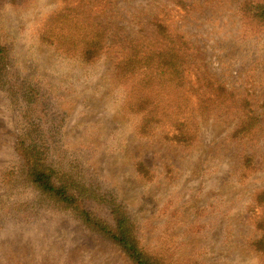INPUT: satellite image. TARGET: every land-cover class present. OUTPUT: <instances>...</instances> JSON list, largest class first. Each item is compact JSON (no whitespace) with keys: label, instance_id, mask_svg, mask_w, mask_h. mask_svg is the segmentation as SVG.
<instances>
[{"label":"rangeland","instance_id":"rangeland-1","mask_svg":"<svg viewBox=\"0 0 264 264\" xmlns=\"http://www.w3.org/2000/svg\"><path fill=\"white\" fill-rule=\"evenodd\" d=\"M263 1L109 0L100 8L95 20L111 44L174 39L186 49L182 98L173 90L167 98L160 77L139 63L116 67L107 52L85 62L40 44L39 26L61 0L0 4V264H132L69 211L37 204L39 193L18 178L20 138L29 143L33 129L55 179L90 174L96 190L81 189L84 205L111 225L97 202V193L110 195L129 213L142 250L163 264H264L255 244L264 237V24L247 15ZM28 87L47 105L43 121L57 126L50 142L48 124L28 125L39 115L27 112ZM253 117L258 123L243 132Z\"/></svg>","mask_w":264,"mask_h":264},{"label":"trees","instance_id":"trees-1","mask_svg":"<svg viewBox=\"0 0 264 264\" xmlns=\"http://www.w3.org/2000/svg\"><path fill=\"white\" fill-rule=\"evenodd\" d=\"M26 0H0V4L7 5V7L19 5ZM109 0H61L60 7L53 11L40 24L38 30V41L42 45L54 47L57 51L64 55H71L78 57L85 62H91L97 59L103 53H112L113 59L116 62V67L120 63L122 66H127V62L139 63L135 65L137 68H144L145 74L149 71L154 72L163 82V92L167 98H170V93L176 91L175 95L179 98L184 97V81L190 83L188 79L189 72H187V55L186 49H179L174 39H168L165 43H156L155 45L147 44L144 40H140V45L128 43V47H120V41L117 43H110L112 33L108 29H102L101 25L95 20V17L100 14V8L107 5ZM248 17L259 24H264V1L259 2L253 8L249 9ZM168 29V27H167ZM114 37H118V33H113ZM162 36V35H161ZM158 40V37L155 38ZM174 40V41H173ZM176 42V41H175ZM180 44V43H178ZM170 45H175L170 47ZM121 51L115 53L114 50ZM125 49V52L123 51ZM118 54V55H117ZM6 55L7 48L0 45V88L4 89L6 86ZM142 61V62H141ZM141 62V63H140ZM138 73V72H137ZM132 71L131 74H137ZM171 74V80H167L166 76ZM140 76V74L138 73ZM176 77L179 82L173 81ZM198 77H205V75H198ZM212 84V91L215 92L219 88L215 87V83L209 80ZM173 84V86H172ZM11 92L14 93V82L10 84ZM189 86L193 89L192 85ZM205 87V86H204ZM28 87L24 91V96L28 98L26 105L27 112H39L33 121L29 122V127L39 124L47 116V105L39 100L37 103V94ZM174 88V89H172ZM171 89V90H170ZM195 89V88H194ZM204 91L207 88H203ZM200 90V99L204 91ZM229 95L224 93V98ZM177 98V100L179 99ZM199 99V100H200ZM226 100V99H225ZM188 99L182 101L185 104ZM40 105L41 109L35 106ZM182 106L177 103L176 106ZM245 106V105H244ZM246 108L247 103H246ZM243 109V108H242ZM253 114V112L250 110ZM49 116V119L53 118ZM251 121L258 123L257 118L247 120L243 126V132L247 133L251 130ZM44 125L48 124V137L46 142H50L57 134V126L54 123L49 124L43 121ZM36 130H31L24 140L20 138L23 149L19 151V155L23 158L24 166L22 173L18 174V178L32 185L36 192H38L37 204L49 200L51 204L47 203L52 208L69 211L75 216V220L92 234L98 235L105 240L116 245L127 257L132 264H163L156 256L147 254L140 247V243L133 235V226L129 213L125 212L124 207L114 201L110 195L97 193L98 203L104 204V209L109 208L111 216V225L102 221L95 215L87 206L84 205L82 197L83 193L90 192L95 189L92 187L91 175L87 174L90 179L83 178L82 181H77L76 178H67L61 175V178L55 179L56 168L42 158V153L38 151L37 143H34V136ZM34 144V145H32ZM75 168L69 167L65 173H74ZM19 182V181H17ZM83 193H82V190ZM96 190V189H95ZM78 192V193H77ZM74 193H77L74 195ZM260 224V221L258 222ZM262 228V225H259ZM264 227V226H263ZM259 250L264 253V237L255 242ZM256 246V247H257ZM264 263V262H263Z\"/></svg>","mask_w":264,"mask_h":264}]
</instances>
